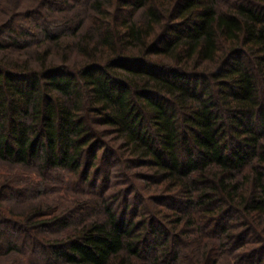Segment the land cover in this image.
Here are the masks:
<instances>
[{
  "label": "trees",
  "instance_id": "16d2710c",
  "mask_svg": "<svg viewBox=\"0 0 264 264\" xmlns=\"http://www.w3.org/2000/svg\"><path fill=\"white\" fill-rule=\"evenodd\" d=\"M0 169V264H264V0H0Z\"/></svg>",
  "mask_w": 264,
  "mask_h": 264
},
{
  "label": "rangeland",
  "instance_id": "374dc122",
  "mask_svg": "<svg viewBox=\"0 0 264 264\" xmlns=\"http://www.w3.org/2000/svg\"><path fill=\"white\" fill-rule=\"evenodd\" d=\"M11 174L14 175L13 173L9 172L8 170L0 169V176H2V175H11ZM13 204L14 203L6 201L4 207L9 208L11 211H15V208L13 207L15 205H13ZM16 209H17V207H16Z\"/></svg>",
  "mask_w": 264,
  "mask_h": 264
}]
</instances>
